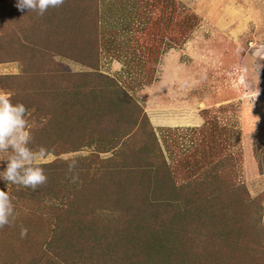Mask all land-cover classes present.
I'll use <instances>...</instances> for the list:
<instances>
[{"label": "trees", "instance_id": "1", "mask_svg": "<svg viewBox=\"0 0 264 264\" xmlns=\"http://www.w3.org/2000/svg\"><path fill=\"white\" fill-rule=\"evenodd\" d=\"M98 2L65 0L38 16L0 0V63L20 66L0 74V89L28 109L33 149L56 156L42 163L48 182L35 192L0 180L16 210L15 225L0 229V264H264V223L254 219L264 194L251 197L237 173L246 156L230 149L215 159L212 143L199 153L192 146L178 159L186 173L177 181L143 107L99 68L103 46L130 64L138 87L151 84L162 54L186 41L197 14L175 0H144L128 26L139 33L118 42L116 31L101 29ZM156 4L160 14L151 13ZM158 130L166 148L181 128ZM259 145L264 152V139ZM82 147L93 149L57 157ZM73 160L75 182L66 176Z\"/></svg>", "mask_w": 264, "mask_h": 264}, {"label": "rangeland", "instance_id": "2", "mask_svg": "<svg viewBox=\"0 0 264 264\" xmlns=\"http://www.w3.org/2000/svg\"><path fill=\"white\" fill-rule=\"evenodd\" d=\"M143 1L99 0L101 29L116 31L118 42L131 39L139 32L128 26L137 22L135 12ZM175 1L195 12L199 22L182 45L162 54L151 84L138 87L140 83L134 80L138 74L128 76L130 64L109 58L103 46L99 68L125 84L143 107L177 181L184 179L183 164L178 159L185 149L195 146L199 153L212 143L215 159L230 149L241 151L246 164L237 171L239 182L251 197L264 194V152L259 145L264 139V0ZM153 7L151 13H161L158 4ZM179 9L176 7L177 12ZM130 51L129 47L119 50L128 56L132 55ZM56 58L72 71L86 69L70 59ZM19 70L16 61L0 63V74ZM160 128L181 130L175 133L176 140L171 133L167 135L165 148ZM92 149L82 147L57 157L85 156ZM49 154L45 162L56 158ZM100 155L110 156L111 152ZM254 219L257 225L264 223V199Z\"/></svg>", "mask_w": 264, "mask_h": 264}, {"label": "clouds", "instance_id": "3", "mask_svg": "<svg viewBox=\"0 0 264 264\" xmlns=\"http://www.w3.org/2000/svg\"><path fill=\"white\" fill-rule=\"evenodd\" d=\"M65 0H17L18 11L34 12L44 16L49 9H57ZM28 109L23 103H12L8 92L0 90V162L6 167L0 171V180L5 185H16L18 188L35 192L48 182V176L41 162L48 160L49 152L44 147L33 149V136L26 119ZM77 163H67L66 176L75 182ZM16 210L8 191L0 189V229L13 227ZM28 229L21 227L20 237H27Z\"/></svg>", "mask_w": 264, "mask_h": 264}]
</instances>
